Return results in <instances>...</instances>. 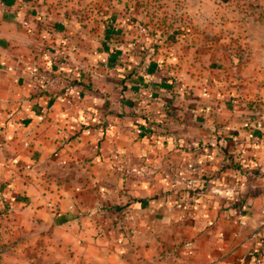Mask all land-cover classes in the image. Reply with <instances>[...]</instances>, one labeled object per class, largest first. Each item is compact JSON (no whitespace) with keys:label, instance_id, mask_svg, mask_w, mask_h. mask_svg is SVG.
<instances>
[{"label":"crops","instance_id":"0c3cea01","mask_svg":"<svg viewBox=\"0 0 264 264\" xmlns=\"http://www.w3.org/2000/svg\"><path fill=\"white\" fill-rule=\"evenodd\" d=\"M17 5L0 0V264H253L264 124L190 120L165 64L125 78Z\"/></svg>","mask_w":264,"mask_h":264},{"label":"rangeland","instance_id":"374dc122","mask_svg":"<svg viewBox=\"0 0 264 264\" xmlns=\"http://www.w3.org/2000/svg\"><path fill=\"white\" fill-rule=\"evenodd\" d=\"M16 1L37 26L68 31L71 46L103 54L110 66L165 64L171 107L190 120L197 114L224 130L235 112L239 129L264 124V0ZM196 184L186 183L184 203Z\"/></svg>","mask_w":264,"mask_h":264},{"label":"trees","instance_id":"16d2710c","mask_svg":"<svg viewBox=\"0 0 264 264\" xmlns=\"http://www.w3.org/2000/svg\"><path fill=\"white\" fill-rule=\"evenodd\" d=\"M145 69H146V66H143V64L141 63V60H140L137 65H135V66H133L131 68V70L126 71V73H124L125 74V78L133 79L138 74L139 71L145 70ZM223 151H224L225 154L227 153V149H224ZM228 157H229V159L231 161H233L232 160V156L228 155ZM231 165H232V168L235 170V173H236L237 178L239 180L240 179V176L239 175L242 174V172H241L242 164H238L236 161H233V163ZM255 174H258V171H255L254 172V175ZM240 204H241V202H240ZM261 254H264V251H262V244L259 245V248L256 251H254L253 253H251V255L249 256V259L254 260L258 255H261Z\"/></svg>","mask_w":264,"mask_h":264},{"label":"built area","instance_id":"2783aa9c","mask_svg":"<svg viewBox=\"0 0 264 264\" xmlns=\"http://www.w3.org/2000/svg\"><path fill=\"white\" fill-rule=\"evenodd\" d=\"M49 80H47L48 82ZM192 183H194L193 181H188L187 182V186H190ZM230 189L233 190V188L231 187ZM253 264H264V259L261 257V255H258L256 259H254Z\"/></svg>","mask_w":264,"mask_h":264}]
</instances>
